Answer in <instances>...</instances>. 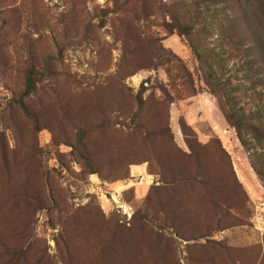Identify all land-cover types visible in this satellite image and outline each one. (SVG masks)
Returning a JSON list of instances; mask_svg holds the SVG:
<instances>
[{
	"label": "rangeland",
	"instance_id": "obj_1",
	"mask_svg": "<svg viewBox=\"0 0 264 264\" xmlns=\"http://www.w3.org/2000/svg\"><path fill=\"white\" fill-rule=\"evenodd\" d=\"M223 7L0 0V264H264V124L243 145L174 26L178 12L213 29L201 36L220 95L256 111L264 95L218 32ZM144 167L154 183L133 176Z\"/></svg>",
	"mask_w": 264,
	"mask_h": 264
},
{
	"label": "trees",
	"instance_id": "obj_2",
	"mask_svg": "<svg viewBox=\"0 0 264 264\" xmlns=\"http://www.w3.org/2000/svg\"><path fill=\"white\" fill-rule=\"evenodd\" d=\"M223 1L224 7L222 9L226 16L224 17V21L218 26V32L221 36L223 35L224 38L226 36L229 39V43L234 52H241L245 55L242 64L244 67L245 65L247 66L245 67L246 70H248L247 76L251 78L249 75L251 72L256 74L254 82L260 87L258 93L264 95V0ZM202 10L203 9H200L199 6L197 7V17L203 14ZM173 19L175 23L174 26L181 34L188 38L190 46L197 58L205 64L204 68L206 70L207 82L211 85L214 92L217 95L219 94L220 100L223 102L221 106L228 122L236 128L239 139L243 145L249 147V139L244 135V130L261 131L260 127L264 124V105L258 107L256 111L239 110L232 103V99L228 92L225 95H223V93L220 95L219 92L226 89L227 83L217 77L216 70L213 68L210 62L211 59L208 57L209 55L213 56L212 50L209 51L208 47H206V37L203 38L201 36H206L213 29L202 28L206 26L204 22L192 21V17L187 18L183 13L179 15L177 12V15L175 17L173 16ZM34 73L35 71H31L29 74L28 91L34 89ZM146 89L147 86L144 81L137 93V110L131 118L132 121L137 122L139 125H141L139 122L146 104V99L144 97ZM86 135L87 131H79L78 137L81 145H84ZM198 161L196 167L199 172L205 175L204 188L206 189L207 184H209L206 180L207 177L211 176L212 178L209 170L211 166L201 160ZM202 164L206 165L207 172L204 171ZM180 169L183 174L189 172L188 168L185 166H181ZM257 173L263 176V173L259 169H257ZM231 182L233 181L231 180ZM218 183L221 185L220 189L226 186L222 181ZM167 203L169 202H165V204ZM164 207H166V205H164ZM171 207L173 208V206Z\"/></svg>",
	"mask_w": 264,
	"mask_h": 264
},
{
	"label": "built area",
	"instance_id": "obj_3",
	"mask_svg": "<svg viewBox=\"0 0 264 264\" xmlns=\"http://www.w3.org/2000/svg\"><path fill=\"white\" fill-rule=\"evenodd\" d=\"M139 166H142V165H139ZM135 177H137L138 179H142L143 181H148L152 184L154 183V178L149 175L147 173V169L146 167L143 168V170H138L134 173ZM118 208H121L122 211L124 212V214H127L128 216H131V212L129 211V208L127 206H124V205H118ZM258 213H259V216H258V219L262 220L263 218V213H264V203H261L258 207Z\"/></svg>",
	"mask_w": 264,
	"mask_h": 264
}]
</instances>
